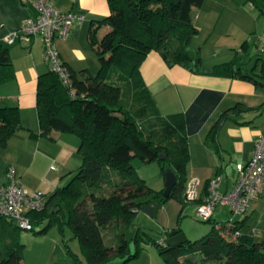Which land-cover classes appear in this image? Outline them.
Wrapping results in <instances>:
<instances>
[{
  "label": "trees",
  "instance_id": "16d2710c",
  "mask_svg": "<svg viewBox=\"0 0 264 264\" xmlns=\"http://www.w3.org/2000/svg\"><path fill=\"white\" fill-rule=\"evenodd\" d=\"M203 1L107 0L109 13L89 29L97 72L84 70L79 78L69 70L73 93L53 70L48 68L38 75L36 112L40 133H73L79 140L82 160L65 185L46 195L44 207L30 210L27 215L31 230L41 222L46 225L39 232L54 225L60 231L65 225L71 228L85 261L68 248L74 264H106L116 257L121 258L118 264H126L138 255V250L130 252L125 230L134 225L142 205L158 201L159 206L167 197L162 196L164 188L154 190L138 175L131 164L133 157L146 162L158 160L163 175L165 168L173 170L177 182L168 197L179 200L180 212L188 203L183 199L189 160L186 118L182 112L164 115L158 111L140 73L146 54L155 50L168 66L181 64L192 72L253 79L243 73L241 66L234 65V60L200 67V48H192L189 43L198 33L191 9ZM100 25L107 28L98 37ZM114 75L127 84L129 105L122 85L113 82ZM10 76L9 50L0 44V82ZM21 127L19 107L0 100V149ZM160 154L165 157L160 158ZM207 221L212 222V217ZM215 223L208 233L177 245H167L165 238L180 232L179 226L164 229L151 239L164 264H264V242L239 231L245 217L230 225ZM19 229L12 219L0 215V264H21ZM110 229L112 234L107 238L106 231ZM145 233L138 226L131 231V237L142 240Z\"/></svg>",
  "mask_w": 264,
  "mask_h": 264
},
{
  "label": "crops",
  "instance_id": "0c3cea01",
  "mask_svg": "<svg viewBox=\"0 0 264 264\" xmlns=\"http://www.w3.org/2000/svg\"><path fill=\"white\" fill-rule=\"evenodd\" d=\"M50 1L61 10L72 9L84 15V20L74 24L66 38L55 39V46L63 63L79 78L85 74L84 70L95 74L98 62L96 69V53L89 41V29L97 25V19L109 13L107 0ZM196 10L198 12L192 18L195 26L210 29V24L200 22L206 13L202 15V9ZM32 14L23 0H0V44L8 47L11 61V76L0 82V100L19 107L22 124L8 139L6 146L0 149V185L6 182L7 167L13 166L23 187L48 195L70 180L82 159L78 152L79 140L73 133L57 130L40 133L36 85L38 75L48 70L42 54V38L34 36L28 42H6L3 38ZM102 26L104 29L97 34L98 37L106 31L107 25H100L99 28ZM263 30L264 19L257 33ZM248 46L247 42L239 52L245 51L246 54ZM260 50L264 52L261 47ZM258 58L260 63L252 66L251 74L248 73L250 64L246 65V74L258 82L230 74L192 72L181 64L168 66L155 50L149 51L140 65L142 79L158 111L164 115L175 112L185 115L189 149L186 174L188 178L198 179L200 195L207 193L208 181L217 174L221 175L219 191L230 189L236 163L249 159L255 138L264 132V116L255 117L264 109V53ZM231 60L233 58L225 62ZM230 172L231 177L228 175ZM222 213V210L218 212ZM255 213L264 215L262 199L252 201L243 215L229 218L238 221L245 217L244 224L249 226ZM257 223L258 227L246 233L251 234L254 240L264 242V228L259 226L260 222Z\"/></svg>",
  "mask_w": 264,
  "mask_h": 264
},
{
  "label": "rangeland",
  "instance_id": "374dc122",
  "mask_svg": "<svg viewBox=\"0 0 264 264\" xmlns=\"http://www.w3.org/2000/svg\"><path fill=\"white\" fill-rule=\"evenodd\" d=\"M195 9H202L204 11L202 15L206 13L205 18L201 15L203 19H200V22L212 26L210 29L198 27V33L191 38L189 43L192 48H200V67L209 68L214 64L233 58L234 65L243 66L244 73L247 72L246 65L249 63L248 73L251 74L252 66L260 63L258 57L264 53L260 50L257 39V32L264 19V0H204L201 6H194L192 18L198 12ZM98 29L97 34L101 33L100 31L104 29V26ZM243 41H247L249 45L246 54L245 51L239 52ZM112 79L114 83L122 85L126 105H129L130 91L127 84L124 85L122 79L117 75H114ZM260 116H264V109L261 114L255 117ZM52 164L56 166V163ZM131 164L150 188L154 190L163 188L164 175L158 160L146 162L138 157H133ZM228 175L231 177V172ZM114 176L116 178V173ZM181 206L182 204L178 199L169 196L157 206L153 216L146 214L141 209L136 212L134 225L126 229L125 234L129 239L130 252L135 253L138 250L139 253L136 257H132L127 261L126 264H164L151 239L160 236L164 229L179 226L186 238L194 240L208 233L213 222H216V226L230 225L236 221L231 220L229 217L244 214V212H232L228 206L218 205L213 212L211 222L196 216L195 206L192 202L187 203L182 214L180 213ZM221 210L223 211L222 215L218 214ZM251 220L248 223L249 226L247 224L241 225L240 229L243 232L258 227L257 222H260L259 226L264 228V215L255 213ZM45 225L46 222H41L34 225L33 230H18V240L23 244L22 257L19 259L21 264H74L68 248L77 253L85 262L79 240L77 237H73V232L68 225L64 226L63 231H60L54 225L47 231L39 232ZM138 226H141L147 233L143 234L142 240L131 237V231ZM111 234L112 229L106 231L107 238ZM120 260L121 258L116 257L106 264H118Z\"/></svg>",
  "mask_w": 264,
  "mask_h": 264
},
{
  "label": "built area",
  "instance_id": "2783aa9c",
  "mask_svg": "<svg viewBox=\"0 0 264 264\" xmlns=\"http://www.w3.org/2000/svg\"><path fill=\"white\" fill-rule=\"evenodd\" d=\"M31 9L32 15L4 35L6 42L13 40L30 41L40 36L43 41V58L48 68L56 72L63 85L71 88L69 69L63 63L55 46L56 38H66L71 27L84 20V15L75 10H61L50 0H23ZM1 26V25H0ZM264 50V30L257 36ZM53 167V166H51ZM6 182L0 185V215L12 219L23 230H31L32 223L27 215L30 210L44 207L46 194L42 191H28L19 183L13 166L5 172ZM221 175L208 181L207 193L200 195L198 179L189 177L183 189V199L192 202L198 218L207 220L213 215L216 206H228L233 212H245L252 201H264V132L257 135L251 156L246 162L236 163L235 178L230 189L219 191ZM160 242L164 243L163 239Z\"/></svg>",
  "mask_w": 264,
  "mask_h": 264
},
{
  "label": "water",
  "instance_id": "95a60500",
  "mask_svg": "<svg viewBox=\"0 0 264 264\" xmlns=\"http://www.w3.org/2000/svg\"><path fill=\"white\" fill-rule=\"evenodd\" d=\"M164 157H165L164 155L160 154V158H164ZM176 182H177V176L173 172V170H171L170 168H165L164 169V186H163L164 189L162 191L163 197L165 198L168 197L170 191L175 186ZM157 206H158V201H152V202L142 205L140 209L146 214L153 216L155 214ZM186 239L187 238L185 234L182 231H180L174 235L167 236L165 238V243L169 246H172V245L183 243Z\"/></svg>",
  "mask_w": 264,
  "mask_h": 264
}]
</instances>
